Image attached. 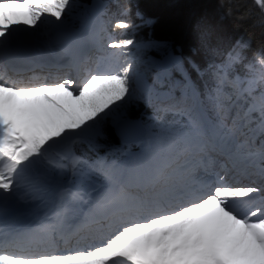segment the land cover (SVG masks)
Instances as JSON below:
<instances>
[{
	"label": "snow or ice",
	"instance_id": "snow-or-ice-1",
	"mask_svg": "<svg viewBox=\"0 0 264 264\" xmlns=\"http://www.w3.org/2000/svg\"><path fill=\"white\" fill-rule=\"evenodd\" d=\"M256 3L264 7V0ZM69 8L70 0H0V204L22 187L35 198L48 191L46 181L57 180L50 169L67 167L60 162L66 156L54 161L51 153L131 94L129 67L97 65L79 81L8 75L31 42L30 31L18 29L33 30L47 17L61 21ZM132 44L124 39L108 47ZM76 60L72 53L69 67ZM170 110L186 121L161 125L140 157L123 166H90L103 177L99 187L56 193L55 220L42 229L36 249L24 246L32 237L0 233V264H264V183L227 180L212 172L209 154L211 146L237 173L251 168L264 178V140L257 144L253 129L237 136L247 127L246 115L229 126L218 115ZM259 127L264 132V109ZM80 163L73 158L74 175ZM201 168L206 175H198ZM57 235L65 246L75 237L76 246L62 250Z\"/></svg>",
	"mask_w": 264,
	"mask_h": 264
},
{
	"label": "trees",
	"instance_id": "trees-1",
	"mask_svg": "<svg viewBox=\"0 0 264 264\" xmlns=\"http://www.w3.org/2000/svg\"><path fill=\"white\" fill-rule=\"evenodd\" d=\"M120 3L129 10V23L137 33L134 39L147 42L152 54L159 55L168 48L180 49L181 62L194 87L206 91L210 77L221 67L227 69L232 80L236 75L257 77L258 94L264 100V66L258 62V57L264 59V7L256 0H120ZM241 90L243 95L250 85L244 83ZM128 102L114 107L96 124L103 127V137L94 144L98 152L110 151L117 145L111 124L122 112L137 117ZM170 118H164L165 123Z\"/></svg>",
	"mask_w": 264,
	"mask_h": 264
},
{
	"label": "rangeland",
	"instance_id": "rangeland-1",
	"mask_svg": "<svg viewBox=\"0 0 264 264\" xmlns=\"http://www.w3.org/2000/svg\"><path fill=\"white\" fill-rule=\"evenodd\" d=\"M70 12L67 11L66 13L68 14ZM65 14V19L66 20V24L65 26H57V24L54 22V17H47L46 19H44V21L42 23L39 24V26L33 30H27L23 27L19 28L18 30L21 32H24L26 34L29 33L31 34V40L35 42V44L38 47H47L48 45L52 44V40L50 37H52L54 34V38L57 39L59 36H65L68 39H72V38H77L80 36H85L84 34H86V30L91 26V19L89 18V16L87 15L86 10L81 12L80 17H76L74 18L73 16L67 15ZM54 42V41H53ZM106 42V48L108 51L113 52L114 54L111 55V58H113V56L116 55L117 52H114L113 48L108 47V45L110 43H114L112 42V39L109 40H105ZM62 46V45H60ZM137 49H133L136 50V56L135 57H125V58H120L118 61V67L117 68H125V67H129V73H128V79L131 81L132 84V90H131V95L132 94H142L143 96V100L145 102H148L151 98V96L154 97V100L156 101V97L159 98V104L161 105H167L169 104L171 101L173 102L174 100H172L169 95H168V91L166 90L165 84L162 85H156L153 81L151 82L149 78H151V73L154 71H157L159 69L160 66V58L151 54L150 52V47H148V45L146 43H139L136 44L133 42L132 45H130L129 47L125 48L128 49L130 48L128 51V54L130 52H132V48H136ZM124 49H120V51H122ZM110 54V52H109ZM107 55V54H106ZM143 64H147V67H144ZM103 68L102 70L105 69V67L107 66V63H103ZM163 77V75H162ZM166 79V76H165ZM253 81V80H252ZM131 88V86H130ZM167 93V94H166ZM225 100L223 95H221L216 102L208 105L207 109V115L212 116V115H218L220 119H222L225 123H227L229 126L232 124L233 119L237 118L238 116H245L246 115V119H247V127L245 128H241L238 132H237V136H240L241 133H243L244 135H249V129H253L254 133L255 131L259 128L258 125H255L253 122V119L250 120L247 117L248 111H247V107L242 109L239 108L238 106L234 105L233 103H231V101H223ZM254 104H258L260 105L259 101L254 99ZM138 105L135 104V107ZM146 105V103H145ZM153 119H156L157 116H152ZM261 132V131H260ZM80 137L82 139H95L97 137H99L101 135V131L100 129H86L83 132L79 133ZM263 136H264V132H263ZM144 149V146H143ZM65 154V153H64ZM52 156V155H51ZM138 157H140V153L137 154ZM133 160V158H128L126 159L120 166L122 165H126L129 164L131 161ZM103 164V161H102ZM106 165V164H104ZM227 165L225 163L220 164L218 167H216L213 172H218L220 175H226V178L228 179L229 176H232V173H230V170L226 168ZM251 168H249L248 170H250ZM252 173L256 172L252 169L251 171ZM248 174L250 176L253 177V175H251L250 172H248ZM257 176L254 177H261L258 174H256ZM262 178V177H261ZM50 181V180H49ZM262 181L264 182V178H262ZM56 183L54 184V186H52V182L50 183L51 187L49 188V190L52 189V187H54V191L53 194L56 195V193L58 192L59 188L58 184H61V182L59 180L55 181ZM25 191V190H24ZM28 192V191H26ZM30 193H32L30 191ZM22 194H24L22 192ZM33 196V193H32ZM35 199V196H33ZM21 199V198H20ZM40 198H38L37 202L39 207L44 203V202H52V208L57 206L58 203L57 201V197L54 198V201L51 200H46V198H43L40 202H39ZM20 202V200H19ZM21 203H24L23 201H21ZM13 205H16L15 202H13ZM47 209V208H46ZM45 209V210H46Z\"/></svg>",
	"mask_w": 264,
	"mask_h": 264
},
{
	"label": "bare ground",
	"instance_id": "bare-ground-1",
	"mask_svg": "<svg viewBox=\"0 0 264 264\" xmlns=\"http://www.w3.org/2000/svg\"><path fill=\"white\" fill-rule=\"evenodd\" d=\"M55 51V50H54ZM61 58L63 60H67L69 56L65 53L60 52ZM47 184L50 185L51 181H46ZM53 186V185H52ZM25 190V191H24ZM27 187H22L20 192L16 197L10 198L6 205H4V209L0 210V220L7 221L11 225H24L27 223H33L37 220L40 215L45 212L46 207L51 204L50 202H44L40 207L38 205V198L34 199V195L30 193V190ZM22 192L24 194H22ZM22 197V199H20ZM39 202L43 199L42 196L39 197ZM20 200V202H19ZM23 201L24 203H21ZM51 201H54L51 200ZM15 202L16 205H13ZM52 213L55 214L57 210V206L51 208ZM47 210V209H46ZM38 221V220H37ZM64 250V249H63Z\"/></svg>",
	"mask_w": 264,
	"mask_h": 264
},
{
	"label": "water",
	"instance_id": "water-1",
	"mask_svg": "<svg viewBox=\"0 0 264 264\" xmlns=\"http://www.w3.org/2000/svg\"><path fill=\"white\" fill-rule=\"evenodd\" d=\"M89 10L93 15L98 14L101 10V4L99 0H93ZM176 50L180 51L178 47ZM179 58V56L168 54L162 60V68L166 69L167 67H170L173 63L177 62ZM115 132L117 133V136L120 140H123L126 143H132L143 138L145 129L138 121L125 120L117 124Z\"/></svg>",
	"mask_w": 264,
	"mask_h": 264
},
{
	"label": "clouds",
	"instance_id": "clouds-1",
	"mask_svg": "<svg viewBox=\"0 0 264 264\" xmlns=\"http://www.w3.org/2000/svg\"><path fill=\"white\" fill-rule=\"evenodd\" d=\"M261 60H264V59H261V58L258 57V62H259V63H260Z\"/></svg>",
	"mask_w": 264,
	"mask_h": 264
}]
</instances>
